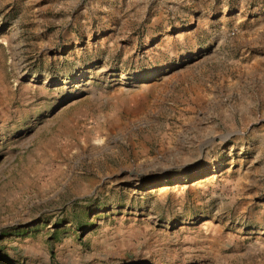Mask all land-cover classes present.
<instances>
[{
    "label": "rangeland",
    "instance_id": "obj_1",
    "mask_svg": "<svg viewBox=\"0 0 264 264\" xmlns=\"http://www.w3.org/2000/svg\"><path fill=\"white\" fill-rule=\"evenodd\" d=\"M264 264V0H0V264Z\"/></svg>",
    "mask_w": 264,
    "mask_h": 264
},
{
    "label": "trees",
    "instance_id": "obj_2",
    "mask_svg": "<svg viewBox=\"0 0 264 264\" xmlns=\"http://www.w3.org/2000/svg\"><path fill=\"white\" fill-rule=\"evenodd\" d=\"M3 264H8V262L5 261V262H3Z\"/></svg>",
    "mask_w": 264,
    "mask_h": 264
}]
</instances>
